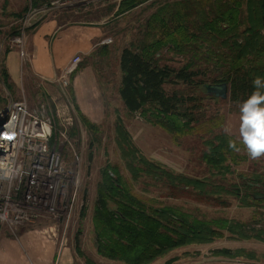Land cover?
Returning a JSON list of instances; mask_svg holds the SVG:
<instances>
[{"label": "trees", "instance_id": "1", "mask_svg": "<svg viewBox=\"0 0 264 264\" xmlns=\"http://www.w3.org/2000/svg\"><path fill=\"white\" fill-rule=\"evenodd\" d=\"M46 1L30 0L33 5ZM147 1L120 0L113 6L116 8L113 16ZM147 25L151 29L157 28L154 33L146 32L147 38H151L125 46L119 53L117 95L128 114L140 113L151 125L176 135L192 129L200 97L179 90L175 85L205 90L204 84L208 82H225L229 101L240 104L254 90L252 80L257 76L264 78V0L164 2L150 15ZM164 47L182 57L180 65L160 62L161 58L156 54ZM0 82L8 90L12 89L4 65L0 68ZM78 116L89 133L98 131V126L85 115L78 112ZM75 133L72 127L68 135ZM229 140L223 132L206 138L202 160L209 167L210 175L189 177L144 155L117 115L114 141L130 181L116 164L108 163L101 170L91 218L97 253L124 264H149L180 247L211 243L223 237L264 243V218L247 222L199 218L171 204L156 201L158 206H155L154 198H141L132 191V184H152L161 186V194L165 197L175 198L188 193L186 189L190 188L189 191L221 205H226L230 197L237 198L243 206L250 205L254 199L249 190L254 184L260 183L264 193L263 174L252 175L243 181L242 193L235 185L225 186L215 178L231 174V163L238 158L229 148ZM212 254L227 258H264V254L244 248H220ZM177 258L170 257L163 264H171ZM85 262L93 264L87 258Z\"/></svg>", "mask_w": 264, "mask_h": 264}, {"label": "rangeland", "instance_id": "2", "mask_svg": "<svg viewBox=\"0 0 264 264\" xmlns=\"http://www.w3.org/2000/svg\"><path fill=\"white\" fill-rule=\"evenodd\" d=\"M173 1L175 0H158L156 2L149 0L119 16H113L116 9L113 6L117 5L120 0H96L87 5L81 4L58 11L56 15L62 19L68 17L71 22L101 21L106 28L105 38L110 39L108 43L99 44L95 52L81 56L77 69L71 78V75L68 77L65 86H62L58 80L45 81L26 74L24 63L27 62L26 55L28 53L25 54V43L21 49L18 46H9L2 39L5 38L6 34L13 33L14 29L0 30L3 33V36H0V41L2 40L0 68L4 65L5 52L11 48H15L19 52L21 64H23V74L19 75V80L16 83L10 81L13 84L11 90H8L0 82V109L10 101L19 100L23 97L32 110L41 103H46L54 116L55 112L62 114L60 110H63L64 116L69 115L71 118V124L63 126L64 134L67 137L65 140L60 138L58 134V130L63 128L59 125L61 118L55 117L54 151L59 152L63 158L66 179L62 180L56 176H49V182L59 183V186L63 185V189L58 186L55 193H52L40 186L39 189L33 190V195L37 199L35 209L38 212H45L52 201L54 206L59 204L57 203L59 197H62L63 200L61 202L62 207H56L58 211L53 213V216L40 217L32 224L7 226L6 230L13 234L20 228H26L25 231L28 229H46L55 232L59 237L58 243L62 241L66 251L71 255L72 264H87L85 258L91 260L93 264H124L121 261L102 257L97 253L96 238L91 221L96 199V185L105 165L108 163L116 164L119 171L130 181V176L120 159L114 141L116 116H120L133 142L144 155L162 162L177 173L189 177L203 178L210 175L209 167L202 160L206 138L213 133H225L223 130L225 125H231L233 129L231 136L225 134L230 139L235 140L237 138L239 104L230 102L228 95L225 98L217 96L215 98L201 87L185 89L183 86L175 85L174 87L179 90L200 97L194 111L196 120L192 123V129L188 133L177 135L171 134L159 126L151 125L140 113L128 114L118 99L117 86L120 80V72L117 65L121 49L132 43L137 44L139 40L151 38L150 36L147 38L146 32L150 30L151 33H154L157 28L151 29L147 25L150 15L157 10L160 3ZM8 2L9 0H6L2 3L0 0L4 8ZM22 5V1L17 2L16 9L18 10ZM111 6L112 10L110 9ZM21 16L22 14L19 18ZM19 18L16 19L14 26L19 24ZM101 45L105 46V51L99 49ZM156 56L161 58V63H168L173 66L180 65L182 62V57L167 47L160 49ZM91 88L96 91H91ZM98 102L102 104L99 105ZM88 109L94 110L100 116L98 122L95 123L98 126V131L92 134L85 129L78 116V112L83 114L81 110L86 111ZM49 111L47 112L49 113ZM72 127L75 128L76 133L69 136L68 133ZM240 147L241 151H235L238 156L236 162L231 163L232 173L224 178L220 176L215 178L217 182L225 186L235 185L242 193L243 181L248 180L252 175L263 174L262 176H264V160L250 164L242 146ZM74 153L79 155L77 161L73 158ZM132 186L133 193L138 197L154 198L153 204L155 206H158L156 201L159 202L158 204H171L199 218H227L246 222L264 218V193L260 183L254 184L249 190L254 201L248 206L241 205L238 199L234 197H230L225 202L226 205H221L217 201L206 199L203 195L200 196L189 191L190 188L186 189L188 193L173 198L162 195L161 186L143 183L132 184ZM146 188L149 193L146 192ZM220 248L230 250L244 248L257 254H264L263 242L254 239L233 240L223 237L211 243L180 247L154 261L160 260L162 263L172 256H191L194 258L193 264H264L262 257L255 260L240 256L234 258L214 256L212 251ZM184 253H188V255H184ZM154 261L149 264H154Z\"/></svg>", "mask_w": 264, "mask_h": 264}, {"label": "built area", "instance_id": "3", "mask_svg": "<svg viewBox=\"0 0 264 264\" xmlns=\"http://www.w3.org/2000/svg\"><path fill=\"white\" fill-rule=\"evenodd\" d=\"M95 1L47 0L35 5L29 1L26 11L18 20L19 24L12 27L14 32L6 34L3 40L9 46H18L21 49L27 35L43 18L62 9ZM109 41V38H105L99 44ZM80 61L79 53L70 57L58 79L62 86L67 84L68 77L77 69ZM47 111L49 106L46 103L30 109L23 97L10 101L0 109V164L4 165L0 168V226L32 224L40 217L53 216L58 211L56 207H62L63 200L59 197V204L54 206L52 201L45 212L35 209L37 199L33 190L43 186L49 192L55 193L59 183L49 182V176L66 179L63 158L59 152L54 151L53 135H56L55 117L61 118L59 125L62 127L69 126L71 118L69 115L64 116L63 110H60L62 114L55 112V116ZM64 133V127L58 130L59 137L66 140ZM73 158L77 161L79 155L74 153ZM59 187L63 189V185Z\"/></svg>", "mask_w": 264, "mask_h": 264}, {"label": "crops", "instance_id": "4", "mask_svg": "<svg viewBox=\"0 0 264 264\" xmlns=\"http://www.w3.org/2000/svg\"><path fill=\"white\" fill-rule=\"evenodd\" d=\"M4 1L6 0H2V3ZM19 1H22L23 5L17 10ZM29 1L9 0L5 8L0 3L1 31L6 28L12 29L16 19L26 11ZM56 13L36 23L24 42L25 54L28 53L27 62L24 63L26 74L51 82L59 79L72 55L79 53L83 56L95 52L106 33L101 21L71 22L68 17L62 19ZM0 36H3L2 32ZM103 46L101 45L99 49L101 50ZM4 57L9 79L16 83L19 75L23 74L20 54L15 48H11ZM92 90L95 89L91 88ZM81 111L93 123L98 122L100 116L94 110ZM6 227L0 226V264H72L71 255L66 251L62 241L58 243L59 237L55 232L46 229L25 231L26 228H20L13 234L6 230ZM193 259L191 256H182L171 264H193ZM163 263H160V260L154 261V264Z\"/></svg>", "mask_w": 264, "mask_h": 264}, {"label": "clouds", "instance_id": "5", "mask_svg": "<svg viewBox=\"0 0 264 264\" xmlns=\"http://www.w3.org/2000/svg\"><path fill=\"white\" fill-rule=\"evenodd\" d=\"M252 86V93L239 104L237 138L228 144L236 152L242 146L250 164L264 160V78L255 77ZM223 130L229 136L233 134L231 125H225Z\"/></svg>", "mask_w": 264, "mask_h": 264}, {"label": "water", "instance_id": "6", "mask_svg": "<svg viewBox=\"0 0 264 264\" xmlns=\"http://www.w3.org/2000/svg\"><path fill=\"white\" fill-rule=\"evenodd\" d=\"M204 88L207 93L213 94L220 98H225L228 95V86L225 82L206 83Z\"/></svg>", "mask_w": 264, "mask_h": 264}]
</instances>
